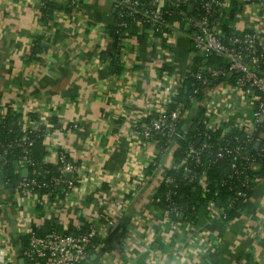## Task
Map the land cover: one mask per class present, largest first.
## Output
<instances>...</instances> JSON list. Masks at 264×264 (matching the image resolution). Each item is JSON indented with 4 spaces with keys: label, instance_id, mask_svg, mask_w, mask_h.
<instances>
[{
    "label": "crops",
    "instance_id": "0c3cea01",
    "mask_svg": "<svg viewBox=\"0 0 264 264\" xmlns=\"http://www.w3.org/2000/svg\"><path fill=\"white\" fill-rule=\"evenodd\" d=\"M40 2L0 0V109L27 114L30 126L46 117L54 126L48 142L53 152L65 150L80 164L83 177L70 198L46 203L38 195L40 203L28 206L29 226L44 227L48 219H56L64 231L98 226L101 246L92 256H96L93 264H264L262 179L253 191V208L240 219L229 224L205 219L198 230L183 224L177 237L194 247L182 255L159 241L147 244L149 235H158L164 226V215L151 206L161 172L145 173L158 147L139 144L134 129L148 119L150 103L158 95V45L149 32L133 25L119 51L108 34L115 24L111 0H79L78 12H60L50 26L41 21ZM238 5V21L250 26L240 1ZM259 24L264 37V14ZM173 34L177 43L173 69L184 75L192 46L185 33ZM41 37L50 49L41 61H29L31 47ZM115 55L121 61L120 72L112 61ZM211 86L213 94L222 88ZM199 108L192 103L194 112L199 113ZM253 115V104L242 102L222 128L248 126ZM213 123L220 128L219 120ZM63 125H79V129L66 133ZM173 151L171 147L163 155L164 167L173 162ZM51 161L55 163V156ZM127 185L135 190L126 195L125 210L118 211L116 203ZM16 206L15 193L4 187L0 174V228H4L0 247L14 264H27L21 256L25 235L18 232Z\"/></svg>",
    "mask_w": 264,
    "mask_h": 264
},
{
    "label": "built area",
    "instance_id": "2783aa9c",
    "mask_svg": "<svg viewBox=\"0 0 264 264\" xmlns=\"http://www.w3.org/2000/svg\"><path fill=\"white\" fill-rule=\"evenodd\" d=\"M50 1H59V3L69 6L73 5L75 11H79V0H41L40 7H45ZM111 1L115 11V24L128 27L132 22V25L140 26L145 32H149L152 37L155 33H162L155 40L158 44L156 52L159 63H166L171 68L175 67L177 43L173 33L177 31L187 35L192 46L191 50H193L189 67L184 75H177V72L174 71L175 73L164 72L161 77L158 76V95L150 103L147 114L149 122H141L134 129V137L139 144H156L152 141V138L156 135L165 137L171 145L170 148L178 147L179 140H187V136L193 129L194 120L198 116V111L196 113L191 108L187 109L183 103H179L175 110H171L170 104L175 96L184 91V83L190 77L196 79L201 85L208 87L204 90L202 100L195 96L190 98L196 108H205L207 119L204 122L206 130L195 136V138L200 137V142L197 146L191 144L189 150L177 163L173 160L169 167H164L159 163L155 170H160L161 177L158 181V188L152 196L151 206L164 215V226L158 235H149L147 244L151 246L159 241L161 245L169 247L173 253L180 256L185 249L194 247V244L187 243L186 240L177 237L183 223L175 222L172 218L180 216L182 210L174 201L172 193L168 192L164 196H158L159 189L163 184L173 186L177 183L176 176L166 175L167 169L182 172L183 177L188 179L189 183H197L198 186H201L205 206L208 210L206 219H219L227 224L232 222L226 220L225 208L216 205L208 196L210 192L209 165L202 162L203 157L210 154L215 158V161L229 158L228 173L241 181L243 186L242 190L236 192V199L247 200V190L254 191L258 182L261 179L264 180V178L259 177L252 179L247 174L251 170H257L260 164L258 158L264 152V37L259 24L261 15L264 14V0H238L242 4L243 13H246L250 26L241 25V22L236 21L229 26L232 30L231 33H226L221 27L219 19L215 18L219 13L222 15V13L228 14L231 11L232 0H189L188 4L190 7L193 6V13L189 15L185 12L180 13L184 26L186 25L187 28L185 31L181 28V22L169 24L163 16V8L167 1L173 6L179 7L182 3H185L182 0ZM121 19H129V21H122ZM147 25L151 27L150 31L145 30L144 27ZM163 40H166L165 48L162 45ZM212 55L223 59L227 66L196 65L195 59H206ZM194 67H196L195 72L192 71ZM234 73L238 76H234ZM213 84L222 86L216 94L211 92L212 86L210 85ZM198 89L195 90V94L200 91ZM242 102H249L254 106L252 123L248 126L237 125L229 130L222 128L228 123L230 117L237 112ZM44 119L40 123H32V126H30V123H27L30 121V117L25 114L22 119L23 123H21L23 135L17 141L16 147L22 148L25 153V157L19 163V171L22 174L25 170L29 172V167L35 166L34 160L29 155V147L33 145L30 134L43 133L48 149L46 159L49 163H54L51 158L55 156V163L59 165V176L53 180V191L45 194L42 200L43 202L44 199H47L45 201L47 203L55 190H59L65 198H70L82 180L83 171L78 162L68 158V153L65 150L53 152L48 142L54 137V126ZM145 119L147 118L145 117ZM182 119H185L186 123L181 131L180 121ZM218 120L221 124L220 128L213 123ZM61 129L66 133H70L71 130L79 129V125H63ZM221 129V135L215 141L221 143V146L214 153L212 150L213 145L209 144L210 140L214 138L210 131L214 132ZM239 130L244 132L242 137L236 134ZM258 131H260L259 134H257ZM157 147L159 148L158 143ZM253 147L260 151L257 156L253 154ZM155 158L151 159L150 164L154 162ZM3 161L4 155H1L0 169L4 166ZM192 164L202 167V171L192 169ZM0 174L2 173L0 172ZM2 183L4 187L7 186V183H4L3 180ZM141 184L142 179L139 178L137 185ZM252 185L254 186L252 187ZM48 188L49 185L37 180H29L28 177L23 175V178L17 182L13 190L18 211V232L21 235L29 236L28 245L22 248L21 256L28 264H91L90 251L101 246L99 242L101 232L98 226L92 225L86 231H82V228L78 227L77 233L52 231L45 235L39 234L43 227L32 228L29 226V220L32 216L29 212L31 208L28 206H36L40 203L36 193L37 189ZM133 190H135L133 185H127L122 189V198L116 203L118 211L125 210L128 203L125 197ZM163 202H167L166 207H161ZM184 225L198 230L188 223H184ZM0 229L3 230L4 228ZM195 230H193V233H196ZM0 264H14L11 256L3 247H0Z\"/></svg>",
    "mask_w": 264,
    "mask_h": 264
},
{
    "label": "trees",
    "instance_id": "16d2710c",
    "mask_svg": "<svg viewBox=\"0 0 264 264\" xmlns=\"http://www.w3.org/2000/svg\"><path fill=\"white\" fill-rule=\"evenodd\" d=\"M175 1V0H174ZM232 9L228 14L220 13L215 19H219V23L221 27L225 30L226 33H231L232 30L230 29V25L234 24L238 21V13L240 11V6L238 5V1L232 0ZM75 7L73 5H64L57 1H50L45 7L40 8L41 12V21L46 25L50 26L51 23H55L56 17L60 12L71 13L75 11ZM181 12H185L188 15L193 13V10L190 8L189 4L182 3L179 7L173 6L168 1L165 3L163 8V16L167 23L174 24L177 22H181V28L183 30H187L186 25L184 26V21L180 16ZM172 13V15H171ZM196 13V12H195ZM122 21H129V19H121ZM133 23L131 22L128 27H121L117 24L110 27L108 29V34L112 37L115 42L118 44L119 51L122 48V42L127 38V35L131 29ZM146 31H150L151 27L149 25L144 27ZM149 35V33H147ZM162 33H155L153 40L160 37ZM166 40H163V48H165ZM156 45L157 42H156ZM50 45L44 41V38L41 37L37 39L36 43L31 47V52L29 55V61H41L42 57L45 53L48 52ZM113 64L117 70V72L121 71L122 65L121 61L118 56H114ZM196 65L200 66H215V67H225L227 66L223 59L212 55L206 59L197 58L195 59ZM192 71H196V67L192 69ZM164 72L173 73L174 69L171 68L166 63H159L157 66V73L158 76L161 77ZM234 76H238L234 73ZM211 86V85H210ZM184 91L180 93V95L175 96L173 98V102L170 104V109L175 110L179 103H183L187 109L191 108L192 100L190 99L192 96H195L202 100L204 97V90L208 87L203 86L198 82L196 79L190 77L184 83ZM198 89V93L195 94V90ZM3 111V112H2ZM205 109L200 107L199 113L197 118L194 120V126L191 130V133L187 136V140H179L178 147H172L174 149V162L181 160V158L186 154L189 150V146L194 144L197 146L200 142V137L195 138L198 133L205 132L206 124L204 122L205 118ZM23 119V113L20 111L15 110L14 108L8 109H0V156L4 155V166L0 169L1 178L3 182L7 183V188L14 190L16 187L17 182H19L23 178V174L19 171V163L25 157V153L22 148L16 147L17 141L22 138V131H21V123ZM145 122H149L148 119ZM180 130L182 131L186 120L182 119L180 121ZM261 131V130H260ZM257 134H259V132ZM222 129L218 131H210V133L214 136L213 139L210 140L209 144H212V150L215 152L218 151L221 143H216V138H219L221 135ZM243 131L239 130L236 132L237 135L240 137L243 136ZM42 132L39 133H32L30 134L31 139L33 141V145L29 147V155L34 160L35 166L29 167V180H37L41 183H45L49 185L48 189H41L36 190L37 194L40 197H44L45 194L52 192L53 190V180L54 178L59 176V165L56 163H49L47 161L48 156V149L46 146V140L42 135ZM153 142L158 143V154L154 162L149 164V166L145 169V173L147 175H152L154 171L157 169L159 163L163 158V155L166 151L170 148V143L165 137L156 135L152 138ZM253 154L258 155L260 153L259 149L252 148ZM69 158V155H68ZM260 160V164L257 167V170H251L247 174L250 175L252 179L259 177L264 178V152L258 158ZM229 158L226 157L219 161H215V158L210 156V154H206L203 157V161L205 164L209 165V198L213 200L216 205L225 208L226 213V220L228 222H234L240 219L244 213L253 208L254 204L252 202L253 191H248V199L243 200L242 198H237L236 192L242 190L243 186L241 181H239L235 176L233 177L230 173H228L229 169ZM260 167V168H259ZM259 168V169H258ZM192 169L197 171H202V167H197L196 165L192 164ZM167 176H176L177 183L175 185H165L163 184L158 192V196H164L166 193L171 192L174 201L176 204L181 207L182 214L184 217L182 218L181 215L178 217H173V221L181 222V223H188L191 226L197 228L199 227L208 215V210L205 206V199L204 193L202 191L201 186H198L197 183L191 184L189 183L188 179H185L182 175V172L177 170L167 169L166 171ZM226 182V184H224ZM54 186V185H53ZM254 185H252L253 187ZM55 193L51 195V200L61 199L64 196L59 192V190H55ZM167 202H163L161 207H166ZM92 225H86L82 227V231L88 230ZM57 231L60 233H77L78 231L74 228H70L67 231H64L61 227L58 226L56 219H48L45 222L44 227L39 231L40 235H45L49 232ZM29 236L25 235L22 237V244L23 248L28 245ZM96 253V249H92L90 251L91 259L92 256ZM27 262V261H26ZM28 264V262H27ZM93 264V261L92 263Z\"/></svg>",
    "mask_w": 264,
    "mask_h": 264
},
{
    "label": "water",
    "instance_id": "95a60500",
    "mask_svg": "<svg viewBox=\"0 0 264 264\" xmlns=\"http://www.w3.org/2000/svg\"><path fill=\"white\" fill-rule=\"evenodd\" d=\"M190 8L193 9V6H191ZM23 175H24V177H28V175H29L28 170H25ZM69 176H70V175H69ZM181 217L183 218L184 215H182ZM95 258H96V256L92 257V261L95 260Z\"/></svg>",
    "mask_w": 264,
    "mask_h": 264
}]
</instances>
